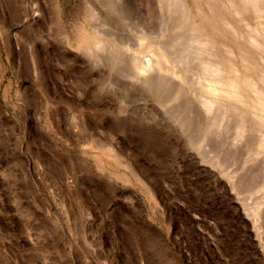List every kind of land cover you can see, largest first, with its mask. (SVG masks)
Returning a JSON list of instances; mask_svg holds the SVG:
<instances>
[{"label": "rangeland", "instance_id": "obj_1", "mask_svg": "<svg viewBox=\"0 0 264 264\" xmlns=\"http://www.w3.org/2000/svg\"><path fill=\"white\" fill-rule=\"evenodd\" d=\"M117 1L127 18L111 9L105 27L122 50L117 62L104 52L95 62L78 43L93 33L89 0H61L68 46L23 43L16 11L6 39L0 0V264H264V205L259 231L246 209L264 196V157L234 124L191 118L196 57L184 91L130 77L126 57L140 51L141 33L165 44L186 33L180 4ZM187 3L196 30L201 17Z\"/></svg>", "mask_w": 264, "mask_h": 264}, {"label": "bare ground", "instance_id": "obj_2", "mask_svg": "<svg viewBox=\"0 0 264 264\" xmlns=\"http://www.w3.org/2000/svg\"><path fill=\"white\" fill-rule=\"evenodd\" d=\"M175 1L180 4L182 9L181 18H179L176 25L179 29L186 30V33H178L171 44L153 40L150 34L151 30L147 33H141L140 51H133L126 57V62L130 64L131 79L142 86L166 87L170 85L171 87L170 83H173L177 91H182V89L184 91L186 77L183 78V76L189 71V59H191L192 54L198 60L200 70L197 78L194 76L197 79L196 86L193 90L188 89L190 97L188 96L189 98L185 102L187 112L190 113L191 118L208 124L212 123L214 126L223 129L234 124L233 129L236 130L237 137L245 136L247 141L253 143L250 151L254 156L263 155L262 157H264V0H194L197 15L201 17L202 21L201 26L199 25L196 30L190 28L192 22L187 0ZM4 2L7 16L2 28L7 37L6 39L10 37L12 13L16 11L17 22L14 25L17 29L27 30L26 38L21 39L23 43L68 46L71 42H74L72 36L68 34L61 0H4ZM104 2H99L101 4L99 5L93 0H89L92 21L90 27L93 33H84L78 41V43L80 42L79 45H84L83 48L81 47L83 52L90 53L95 62L101 61V56L105 53L111 59H116L120 54L118 49L122 50V48L116 46V42L111 41L116 39L112 35L114 33H111V29L105 27L110 14L112 15L110 13L112 12L111 9L116 8L117 11L119 9L118 16L122 19L127 18L124 15V10L120 7L119 1L109 0ZM139 3L146 11L151 9L152 0H139ZM171 13L173 12L171 11ZM144 16L142 15V17ZM136 18L135 15V20ZM140 25L142 26V24ZM208 29H210V32H207ZM229 38H232L231 42L226 41ZM123 50L127 53L131 51L129 47ZM47 53L49 52L47 51ZM29 57L31 58L29 61L30 71L37 77L40 70L36 57L32 52ZM160 90L162 91V89ZM178 102L180 101L178 100ZM182 109L181 111H183ZM184 117L187 116L184 115ZM180 121L183 120L180 119ZM187 128L189 129V127ZM201 139L202 137L199 140ZM111 152L114 158L117 159L118 155L114 151ZM198 152L200 153V151ZM201 154L199 157L202 156ZM211 166L213 167V165ZM225 177L231 185H235L231 175ZM261 188L264 190V179ZM261 205H264V196L253 207L248 205V208H246L256 226L254 227L258 231L263 227L262 224H259L263 217L260 212Z\"/></svg>", "mask_w": 264, "mask_h": 264}]
</instances>
